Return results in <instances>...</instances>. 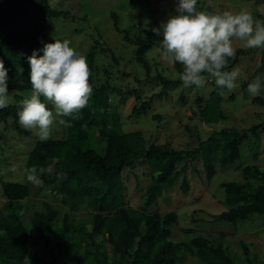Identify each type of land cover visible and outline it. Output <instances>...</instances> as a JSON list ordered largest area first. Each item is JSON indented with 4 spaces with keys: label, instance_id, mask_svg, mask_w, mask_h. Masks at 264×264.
I'll return each instance as SVG.
<instances>
[{
    "label": "trees",
    "instance_id": "16d2710c",
    "mask_svg": "<svg viewBox=\"0 0 264 264\" xmlns=\"http://www.w3.org/2000/svg\"><path fill=\"white\" fill-rule=\"evenodd\" d=\"M201 5L216 11L205 0H198V8ZM60 16L67 18L70 15L68 11L52 7L49 0H0V60L8 70L9 91H32L28 57L34 50L43 55L44 45L54 42L48 36L49 21ZM110 16L123 40L135 46L134 58L142 64L148 79L161 84L157 93L139 98V106L132 110L135 116L147 114L154 98L166 95L170 88L183 82L161 73L150 76L151 66L146 53L155 44L162 46L163 37L155 36L151 31L153 27H159L157 22L144 31L142 14H139L134 25L138 32L132 36L129 29H120L115 12L112 11ZM96 30L98 38L91 35L93 43L84 53L92 72L89 82L93 88L87 107L81 110L78 119L61 117L71 124L64 126V138L47 141L36 138L25 165V168L51 166L52 173L41 176L44 181L41 187L50 189L52 197L60 198L71 212L90 211L89 218L70 222L67 213L60 216L63 205L30 198L34 193L32 183L10 182L0 177L4 199L0 205V264H187L184 262L186 251L205 264H237L227 247L202 234H195L188 241L171 240L172 229L178 224L177 213L174 210L160 212L157 207L146 212V208L155 203L157 206L158 197L173 188L180 175V189L186 193L189 188L184 174L186 166L199 155L209 181L216 172L215 160L221 166L233 165L243 174L244 181L221 184L227 209L217 214L216 219L236 223L253 213L264 217V168L257 164L236 163L241 143L257 141L260 131L264 132V122L252 125L248 131L225 128L205 140L195 133V139H189L183 147L147 144L142 131L123 130L108 94L123 91L111 86L107 68L102 70L105 79L99 81L97 58L104 54L108 56L109 50L101 45V34L98 28ZM110 53L111 59L117 61ZM245 53L238 49L225 70L231 71L238 62L237 57ZM260 62L255 77L264 76V50ZM175 68L180 76L183 66L177 62ZM211 85L206 97L198 93L195 100L200 107L199 118L205 123L226 117L220 89L214 82ZM132 92L139 97L138 90ZM247 95L246 91L244 97ZM252 101L258 107H264L262 95L253 97ZM20 105V102L9 103L0 109V122L7 124L11 119L20 135H27L29 131L19 127ZM154 118L159 119V115ZM3 128L6 127L3 125ZM97 139L103 142L100 149L94 145ZM138 161L146 163L150 182L144 192L143 208L136 210L127 205L122 174ZM198 219L191 218L193 221ZM87 225H90L89 229H86ZM240 246L251 264L253 258L247 244L241 241Z\"/></svg>",
    "mask_w": 264,
    "mask_h": 264
},
{
    "label": "rangeland",
    "instance_id": "374dc122",
    "mask_svg": "<svg viewBox=\"0 0 264 264\" xmlns=\"http://www.w3.org/2000/svg\"><path fill=\"white\" fill-rule=\"evenodd\" d=\"M205 1L209 2L214 10L220 12L224 10L238 12L242 8L247 9L255 19L264 22V0ZM49 2L55 9L68 11L70 15L67 18L60 16L49 21L50 39L61 41L67 39L70 41V46L84 54L93 43L91 35L94 36L93 38H98L96 28L99 29L101 45L109 50L108 56L104 54L97 58L100 66L99 81L102 82L105 79L102 70L107 68L110 72L111 86L123 91L108 93L113 103V110L118 112L123 130L142 131L147 144L158 143L170 147H183L189 139H195V133L205 140L214 132L225 128L248 131L252 125L264 122V107H258L252 101L253 96L247 91V86L255 78V71L261 63L264 48L245 49L241 46L242 42L234 41L236 49H243L246 53L237 57V64L231 68V70L239 71L237 87L232 91L218 87L222 94L225 119L205 123L199 118L200 107L195 101L196 95L201 93L202 97H206L210 93L211 82H214L211 80L200 88L194 85L185 87L183 83L172 87L166 95L152 100L147 114L135 116L132 110L139 106V98H147L157 93L161 84L148 79L144 67L134 58L135 46L124 41L122 33L115 30L110 14L112 11L115 12L120 29H129L133 36L138 32V28L134 25L137 23L139 14H142L144 31L150 30L154 22L160 26L170 15L176 14L178 0H49ZM161 47L155 44L146 53V59L151 66L150 76L161 73L167 78L177 80L180 76L175 64L163 61L159 55ZM110 52L114 54L117 61L111 59ZM132 90H138L139 97ZM246 91L248 97L245 98ZM18 92H8L9 103H21L23 99L30 97L27 94H31L30 90ZM232 95L233 99L230 98ZM260 95L264 97V92L262 91ZM48 107L52 109L51 104H48ZM155 115H159V119H155ZM59 119L61 117H57L54 122L51 138L65 137L64 125L58 123ZM19 127L23 128L20 124ZM28 131L29 134L20 135L13 120L9 119L7 124L0 122V177L7 181L28 182L24 177L23 169H25L30 148L34 146L36 138L39 139L35 130ZM94 145L100 149L103 142L97 139ZM189 162L184 173L189 183L188 191L186 193L181 191L182 175H180L174 187L158 197L157 206H155L156 203L148 206L146 212H152L157 207L160 212L174 210L177 213L178 224L173 227L170 236L173 241H188L193 235L202 234L227 247L235 263L248 264L240 246L242 241L250 250V256L253 258L251 264H264V217L262 215L253 213L248 219L236 223L216 219L217 214L227 209L221 184L227 181H244L241 170L234 168L233 165L221 166L218 160H215L216 172L209 181L205 177L201 156L198 155ZM236 163L244 166L257 164L264 168L263 131H260L257 141L241 143L240 157ZM13 167L16 171H12ZM149 175L146 163L139 161L133 167L123 171L126 202L133 209L143 208L144 192L150 182ZM31 189L34 192L30 196L31 199L48 200L57 206L63 205L60 198L52 197L51 190L47 187L32 185ZM3 200L0 185V205L3 204ZM64 213L68 214V221L75 222L80 219L87 220L90 211L81 209L71 212L63 205L60 216ZM191 218L199 219L193 221ZM89 228L90 225H87L86 229ZM185 253L184 262L187 264H205L188 251Z\"/></svg>",
    "mask_w": 264,
    "mask_h": 264
},
{
    "label": "clouds",
    "instance_id": "9594fccd",
    "mask_svg": "<svg viewBox=\"0 0 264 264\" xmlns=\"http://www.w3.org/2000/svg\"><path fill=\"white\" fill-rule=\"evenodd\" d=\"M207 7L198 8V0H178L176 14L151 31L163 37L161 59L183 66L180 79L185 87L200 88L211 80L232 91L237 87L239 71L225 69L236 56L234 41L242 42L245 49L264 48V22L255 19L247 9L220 12ZM28 62L32 91L21 102L19 124L25 130H35L41 141H47L57 117L78 119L87 107L93 92L89 82L92 72L86 56L70 46L67 39L46 43L43 55L34 50ZM8 79V70L0 60V109L9 104ZM247 91L253 97L260 95L264 91V76H256ZM58 123L71 126L65 119ZM12 171H16L15 167ZM23 171L28 182L40 187L44 183L41 176L51 174L53 168L32 166Z\"/></svg>",
    "mask_w": 264,
    "mask_h": 264
}]
</instances>
